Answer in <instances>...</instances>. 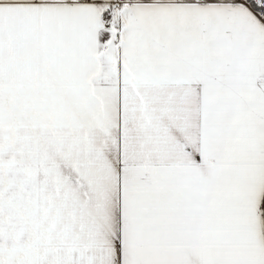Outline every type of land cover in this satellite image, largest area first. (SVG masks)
Instances as JSON below:
<instances>
[{"label":"snow or ice","instance_id":"1","mask_svg":"<svg viewBox=\"0 0 264 264\" xmlns=\"http://www.w3.org/2000/svg\"><path fill=\"white\" fill-rule=\"evenodd\" d=\"M0 264H264V0H0Z\"/></svg>","mask_w":264,"mask_h":264}]
</instances>
